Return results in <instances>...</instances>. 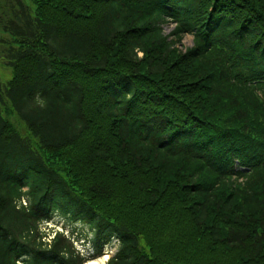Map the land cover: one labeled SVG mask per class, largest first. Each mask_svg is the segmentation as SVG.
Masks as SVG:
<instances>
[{"label":"trees","instance_id":"16d2710c","mask_svg":"<svg viewBox=\"0 0 264 264\" xmlns=\"http://www.w3.org/2000/svg\"><path fill=\"white\" fill-rule=\"evenodd\" d=\"M31 2L0 5V264H84L55 212L107 264H264V0Z\"/></svg>","mask_w":264,"mask_h":264},{"label":"rangeland","instance_id":"374dc122","mask_svg":"<svg viewBox=\"0 0 264 264\" xmlns=\"http://www.w3.org/2000/svg\"><path fill=\"white\" fill-rule=\"evenodd\" d=\"M7 0H0V5L3 2H6ZM24 3L27 6H32L31 0H23ZM164 34H168L171 31V25H165L163 27ZM11 36L8 33H5L0 28V83L6 84L11 78H12V68L9 64V59L4 52L7 49V44L10 41ZM191 36H185L182 40L183 47H190L191 46ZM40 230L43 233L48 234V239H51L53 237V231H63L64 234L67 232L73 230V246L77 251H79L82 254H85L87 256H92L94 253V248H91L93 246L92 243V232L89 229L88 226L83 225L81 223H71L68 219L62 217L58 213H53L51 220L48 223H43L40 225ZM70 236V234H69ZM85 242V243H84ZM84 243V244H83ZM116 243V240L113 239V241L110 243L112 245V249L109 246H104L102 250V254L104 252L108 253V256H111L110 254L112 251H114L113 244ZM90 247V249H88ZM106 264V263H105Z\"/></svg>","mask_w":264,"mask_h":264},{"label":"bare ground","instance_id":"6f19581e","mask_svg":"<svg viewBox=\"0 0 264 264\" xmlns=\"http://www.w3.org/2000/svg\"><path fill=\"white\" fill-rule=\"evenodd\" d=\"M169 25H171V24H169ZM171 28L172 29H171V31L168 34H164V36L167 37L168 40H171L173 38L172 35H171V32L174 30V25L173 24L171 25ZM185 36H188V34H184L182 36V39L180 40V42L176 45V47L178 49L184 50V48H186V47H183V45H182V40H183V38ZM192 42H193V40L191 39V44H192ZM108 259H109L108 253H104L101 257L89 260L85 264H105Z\"/></svg>","mask_w":264,"mask_h":264}]
</instances>
